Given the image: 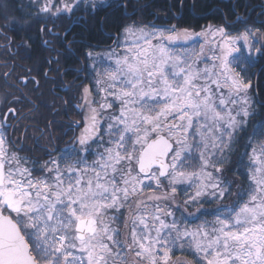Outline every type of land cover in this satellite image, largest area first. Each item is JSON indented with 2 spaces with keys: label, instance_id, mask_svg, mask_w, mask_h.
<instances>
[{
  "label": "snow or ice",
  "instance_id": "1",
  "mask_svg": "<svg viewBox=\"0 0 264 264\" xmlns=\"http://www.w3.org/2000/svg\"><path fill=\"white\" fill-rule=\"evenodd\" d=\"M37 7L36 15L114 27L106 35L115 48L86 45L90 63L81 71L91 72L93 86L79 85L78 135L59 155L42 162L20 155L4 131L7 116L0 119V264H174L176 249L192 256L183 264H264V114L249 75L258 64L264 70V18L237 15L240 28L196 31L125 23L131 0ZM4 20L15 30L16 20ZM241 133L248 136L237 161L244 171L233 170L247 188L202 219L205 198L228 192L221 174Z\"/></svg>",
  "mask_w": 264,
  "mask_h": 264
},
{
  "label": "trees",
  "instance_id": "2",
  "mask_svg": "<svg viewBox=\"0 0 264 264\" xmlns=\"http://www.w3.org/2000/svg\"><path fill=\"white\" fill-rule=\"evenodd\" d=\"M133 8L128 9V13L131 14L130 20H125V23H131L135 20L137 24H155L157 26H171L176 25L177 27H191L193 29H199L209 24L223 25L228 27L232 22H235V28H240L241 22L236 20V16L247 17L249 22L259 21L264 13V0H184V3L188 5L187 8L181 9L178 6L177 0H131ZM195 3L196 8L193 10L191 5ZM225 14L226 17H225ZM119 14H117V17ZM182 16L183 19L179 17ZM119 22V21H118ZM229 30L234 31V28H229ZM114 27H108L101 30L100 25L96 20L89 17V44L97 45L96 50L106 49L113 46L115 40L114 38H109L106 33L114 32ZM85 33V32H83ZM30 34V32H29ZM35 39L30 35V43L24 49L26 52L25 56H19L16 59V63L22 64L23 61H28V68L26 71L14 74V78L17 79L19 76L24 75L28 78L27 84H25V90L20 89V93H17V88L14 87L12 95L8 96L10 103L16 108L18 112H22L23 126L20 130L21 132L25 130L24 123L27 126L25 134L27 139L30 138L31 145L30 148L36 147L34 145V136L39 132L38 129H32L33 125L29 124L32 122H39L41 117V112L46 109L48 114L52 116L55 115L56 111V93H55V71H51L48 67L55 64V61L47 51L44 52L43 49L39 48L38 43L34 41ZM51 60L53 63L49 64L48 61ZM61 60L66 62L69 60L68 56L62 55ZM30 70V71H29ZM47 73V75H45ZM254 73V75H253ZM253 85L256 87V91L253 93L254 106L259 109V111L264 114V70H261V66L258 64L256 68L250 71ZM59 76V74H58ZM39 81V84L34 83ZM22 80V79H21ZM91 77L89 73V86L92 85ZM23 82V80H22ZM13 97H19V101L14 100ZM262 117L258 116L256 118L259 121ZM46 124L48 123V118L45 119ZM30 126V127H29ZM255 126V121L251 122L248 126V135H251L252 128ZM65 128L61 127L58 129L61 134V146H65L73 141L72 133L64 135ZM20 132V133H21ZM243 137L238 144H233V152L230 157L231 163L225 165V170L221 174L224 181H229V189L222 200H215L214 198H205L203 201V210L206 215L202 219H212L213 211L221 206V203L227 205H233L237 201L241 194L242 189L247 188L248 180L246 176L235 172L233 169L240 167V172L244 169L242 166L237 164V161L241 159V154L245 151V144L248 142V136L241 133ZM257 137L256 140H260ZM24 151L25 148H24ZM250 152V149H248ZM34 152L33 148L30 151ZM43 159L46 156H42ZM247 161V157H244ZM45 161V160H44ZM230 193V194H229ZM184 196L178 192L177 204L183 206ZM189 212L194 211V208H188ZM177 256H183L192 259V256L187 251L175 250L173 253V258Z\"/></svg>",
  "mask_w": 264,
  "mask_h": 264
},
{
  "label": "flooded vegetation",
  "instance_id": "3",
  "mask_svg": "<svg viewBox=\"0 0 264 264\" xmlns=\"http://www.w3.org/2000/svg\"><path fill=\"white\" fill-rule=\"evenodd\" d=\"M42 2L43 0H0V119L7 115V107H13L9 103L8 96L12 95L14 87L17 88V93H20V89H26L25 83L21 80L24 75L15 79L14 74L26 71L28 61L18 64L15 58L26 55L24 49L30 43V35L38 43L39 48L44 52L47 51L55 61V64L50 65L48 69L55 71L57 112L52 116L44 109L39 122L29 123L33 125L32 129L39 130L34 136V145H36L35 149L39 150L37 155L40 162L49 159V152L56 155L58 150L65 149L78 135V130L72 127V122L80 119L74 105L78 102L79 85L82 83L89 86V71H81L87 69L89 65V61L83 55L86 45L89 44V17L76 21L75 18L69 19L67 16L56 18L48 13L36 15L37 6L42 5ZM5 16L9 20L14 19L18 22L15 30L3 27ZM42 28L44 31H41ZM49 28L60 36L67 32V39L61 40L53 36L47 31ZM46 40L49 41L48 44L44 43ZM62 55L68 56L69 60L63 62ZM57 58L59 63L56 62ZM69 88H72L71 92ZM22 116L23 113L18 111L15 115L8 113L7 120L4 121L6 125L4 131L9 141L20 151V155H26L23 151L30 143V138L27 139L25 134L27 123H24L25 130L20 131L23 126ZM46 118H48L47 124ZM61 127L65 128L64 135L72 133L68 138H74L65 146H61V134L58 131ZM44 155L45 159L42 157ZM27 156L32 159L36 157L35 154H27Z\"/></svg>",
  "mask_w": 264,
  "mask_h": 264
},
{
  "label": "rangeland",
  "instance_id": "4",
  "mask_svg": "<svg viewBox=\"0 0 264 264\" xmlns=\"http://www.w3.org/2000/svg\"><path fill=\"white\" fill-rule=\"evenodd\" d=\"M147 25H152V24H147ZM210 25V24H209ZM211 25H216V24H211ZM157 26V25H156ZM207 26V25H206ZM157 27H161V28H167V27H170V26H157ZM203 28V27H202ZM194 30H196V31H200L201 30V28H199V29H194ZM231 31V30H230ZM186 46H188V45H186ZM110 48H115V45L114 46H112V47H110ZM107 49H109V48H106V49H101V50H96V52H103V51H106ZM90 63V62H89ZM104 67H107V64H105L104 65ZM97 70H99V66H98V68H97ZM251 71V70H250ZM250 71H249V75L251 76V74H250ZM89 73H90V77H91V80H92V74H91V72L89 71ZM252 78V77H251ZM92 82V85L91 86H93V80L91 81ZM253 101H254V97H253ZM257 142H259V140L257 141ZM73 143V142H72ZM71 143V144H72ZM31 143H28V145H26V147H25V150L26 151H30L32 148L33 149H35L36 147H32V148H30L29 149V147H31ZM33 146V145H32ZM26 151H23L25 154H26V156H27V154L29 155V154H31V152H26ZM33 154H35V159H32V160H36V161H38V153H39V150H34V152H32ZM33 154H31V155H33ZM60 153H59V151L57 152V154L56 155H59ZM29 157V156H28ZM42 158V157H41ZM194 164H195V162H193ZM221 179L224 181V179H223V177H222V175H221ZM225 183L229 186V181H225ZM228 189H229V187H228ZM191 191V189H189V192ZM180 194L181 195H183L184 196V193H183V190L181 189L180 191ZM184 198H185V196H184ZM221 206H231V205H227V204H225V203H221ZM221 206H219V207H221ZM179 214V213H178ZM214 217H212V219H213ZM208 220H211V218L210 219H208ZM176 250H179V249H176ZM175 251V250H174ZM174 253V252H173ZM186 260H188V258H184L183 256H177V257H174L173 258V261H174V264H183V262L184 261H186Z\"/></svg>",
  "mask_w": 264,
  "mask_h": 264
},
{
  "label": "water",
  "instance_id": "5",
  "mask_svg": "<svg viewBox=\"0 0 264 264\" xmlns=\"http://www.w3.org/2000/svg\"><path fill=\"white\" fill-rule=\"evenodd\" d=\"M21 79L23 80V82H24L25 80L28 81V78H27V77H22ZM14 108H15V107H14ZM15 109H16V108H15ZM16 114H17V111H16ZM7 115H8V112H7ZM7 115H6V116H7Z\"/></svg>",
  "mask_w": 264,
  "mask_h": 264
}]
</instances>
